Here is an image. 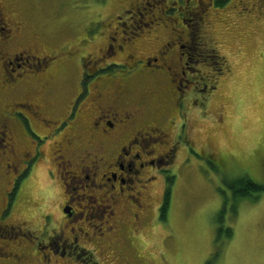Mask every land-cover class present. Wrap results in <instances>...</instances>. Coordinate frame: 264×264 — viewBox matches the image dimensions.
I'll use <instances>...</instances> for the list:
<instances>
[{
    "label": "rangeland",
    "instance_id": "1",
    "mask_svg": "<svg viewBox=\"0 0 264 264\" xmlns=\"http://www.w3.org/2000/svg\"><path fill=\"white\" fill-rule=\"evenodd\" d=\"M155 1L154 18L136 29L142 40L154 30L153 42L143 45V50L154 54L173 29L188 32L202 45L196 49L201 63L189 66L196 69L197 81L205 84L206 99L199 105L189 103L181 118L186 120L185 141L192 148L181 139L172 164L162 165L155 181L146 187L143 211L136 213L134 221L133 215L122 214L121 202L111 216L112 205L103 187L84 189L83 182L74 183L73 167H62L55 158L58 137L35 144L42 157L21 183L7 221L22 240L0 245L1 252L8 254L0 258V264H264V192L256 201H240L233 214L229 191L222 184L223 179L247 175L264 185V0H228L221 7L213 0ZM134 2L11 0L16 19L27 27L19 35L29 38L31 53L45 57L54 52L57 57L48 71L31 81L32 100L65 109L80 75L79 64L68 60L69 53L86 50L99 57L96 51L107 36L118 38L125 31L115 24V17ZM124 22L126 32L131 31L130 18ZM86 35L96 42L81 43ZM111 68L109 75L119 74L118 68ZM154 86L133 76L129 96L137 99L142 90L150 95L147 88L152 87V98H156ZM196 101L203 100L197 97ZM45 113L50 114L46 108ZM41 125H34L38 134L47 130ZM24 140L17 138L16 152L27 150ZM11 182L1 180L0 210ZM166 188L170 189L169 208L161 221V193ZM223 190L228 192L227 203L220 215ZM67 206L75 213L71 218L64 213ZM71 227L87 235L75 245H63L64 239L70 244L80 232ZM218 228H230V238L225 232L218 236ZM47 237H53V245H35L47 242Z\"/></svg>",
    "mask_w": 264,
    "mask_h": 264
},
{
    "label": "flooded vegetation",
    "instance_id": "2",
    "mask_svg": "<svg viewBox=\"0 0 264 264\" xmlns=\"http://www.w3.org/2000/svg\"><path fill=\"white\" fill-rule=\"evenodd\" d=\"M156 5L155 0H135L130 9L116 16L115 24L125 31L117 34L118 38L107 36L104 45L96 51L99 57L86 50L69 53L72 56L68 60L77 61L80 68L75 94L65 109L44 105L48 114L43 105L32 100L29 90L31 81L38 73L48 71L57 57L54 52L45 57L32 54L29 38L19 35L21 30L25 33V23L16 19L11 0H0V183L6 178L12 181L4 192L5 204L0 210V245L22 240L7 221L21 183L42 157L35 144L58 137L59 141L54 143L55 158L62 167H73L74 183L83 182L84 189L92 185L103 187L112 205L111 216L121 202L122 214L133 215L134 221L138 219L136 213L143 211L146 187L155 181L162 165L172 164L181 139L191 147L185 141L186 120L181 118L189 103L199 105L198 102L203 104L206 99L205 84L197 81L196 69L189 66L201 63L196 49L200 50L202 45L188 32L173 29L171 37L154 54L143 50V45L153 42L154 30L150 29L142 40L136 29L139 30L144 20L154 18L152 9ZM143 12H148L147 18ZM125 17L132 22L129 32ZM93 41L96 42L86 35L81 43L90 45ZM111 67L118 68L119 74L109 75ZM133 76L152 82L158 89L157 97L152 98L150 87L147 88L150 95L142 90L141 97L132 99ZM197 97L203 101H196ZM171 108L176 114H171ZM57 111L61 116L56 115ZM39 122L47 127L43 134L34 129ZM19 136L26 139L23 143L27 144V150L23 152H16ZM163 197L164 189L161 200ZM67 210L71 218L75 214L72 207L67 206ZM8 228L10 238L5 237ZM75 229L81 233L70 244L64 239L63 245H75L79 237L87 235L80 228L71 227L72 231ZM52 239L47 237V242L45 239L35 245H53ZM1 250L2 259L8 254Z\"/></svg>",
    "mask_w": 264,
    "mask_h": 264
},
{
    "label": "trees",
    "instance_id": "3",
    "mask_svg": "<svg viewBox=\"0 0 264 264\" xmlns=\"http://www.w3.org/2000/svg\"><path fill=\"white\" fill-rule=\"evenodd\" d=\"M228 0H215L214 4L216 7L223 6ZM223 189H227L229 193L225 190L220 191L221 195L224 197V204H223V210L220 213V215H223L225 212V205L227 203L226 199V192L229 194L230 199L232 200L231 204V211L233 214L236 212L237 205L240 201L249 199L251 201H256L259 196L264 192V185L255 183L252 181L247 175H243L238 178L234 179H223L222 181ZM169 201H170V189L166 188L164 191V197L162 206L160 208L159 218L161 221H164L166 218L167 210L169 208ZM218 224L221 225L222 221L218 219ZM225 232L226 237L230 238L231 236V229L226 228L222 230L221 228H218L217 233L218 236ZM205 264H210L209 261H207Z\"/></svg>",
    "mask_w": 264,
    "mask_h": 264
},
{
    "label": "water",
    "instance_id": "4",
    "mask_svg": "<svg viewBox=\"0 0 264 264\" xmlns=\"http://www.w3.org/2000/svg\"><path fill=\"white\" fill-rule=\"evenodd\" d=\"M65 214L69 215L68 210L64 212Z\"/></svg>",
    "mask_w": 264,
    "mask_h": 264
}]
</instances>
